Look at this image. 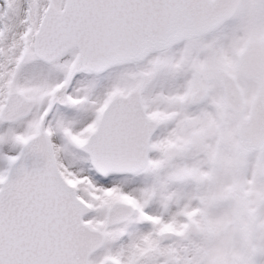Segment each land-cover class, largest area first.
<instances>
[{
	"label": "snow or ice",
	"instance_id": "obj_1",
	"mask_svg": "<svg viewBox=\"0 0 264 264\" xmlns=\"http://www.w3.org/2000/svg\"><path fill=\"white\" fill-rule=\"evenodd\" d=\"M0 264H264V0H0Z\"/></svg>",
	"mask_w": 264,
	"mask_h": 264
}]
</instances>
